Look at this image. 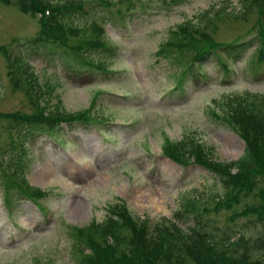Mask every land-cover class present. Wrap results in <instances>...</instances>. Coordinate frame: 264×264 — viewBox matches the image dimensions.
<instances>
[{
	"label": "rangeland",
	"instance_id": "obj_1",
	"mask_svg": "<svg viewBox=\"0 0 264 264\" xmlns=\"http://www.w3.org/2000/svg\"><path fill=\"white\" fill-rule=\"evenodd\" d=\"M108 1L104 7L103 1L76 0L85 10L72 11L64 27L67 44L51 45V51L43 44L30 49L39 33L38 14L0 3V264H78L71 238L108 220L109 207L120 201L140 219H170L186 231L195 224L192 214L185 212L180 221L175 214L193 194L204 202L198 209L203 228L230 226L232 238L243 234L252 242L262 233L255 213L262 204L260 186L253 192L223 190L208 171L184 169L167 159L163 147L165 140L191 136L214 147V160L235 161L243 154L239 136L204 114L211 101L228 94L264 95V63L259 61L264 57V13L258 14L254 3L243 7L238 0H186L180 5L176 0ZM260 10L264 12L263 4ZM200 19L211 21L204 34L212 43L256 40L244 51L243 46L229 52L232 59L224 61L229 75L208 59L197 74L191 73L195 78L183 77L179 92L175 85L181 68L174 59L180 52L158 54L160 45L186 21ZM93 20L104 29L100 41L106 51L92 49L94 62H88L84 55L94 44L89 36ZM6 54L16 63L7 61ZM183 55L187 62L189 55ZM99 61L106 71L97 67ZM58 103L65 113L87 110L96 123H59L48 133L30 130L27 119L37 105L51 115ZM19 137L25 140L24 153L12 142L18 144ZM7 163L23 164L29 185L47 196L39 200L17 189ZM222 192L226 199L217 200L216 193ZM232 199L235 203L228 207Z\"/></svg>",
	"mask_w": 264,
	"mask_h": 264
},
{
	"label": "trees",
	"instance_id": "obj_2",
	"mask_svg": "<svg viewBox=\"0 0 264 264\" xmlns=\"http://www.w3.org/2000/svg\"><path fill=\"white\" fill-rule=\"evenodd\" d=\"M238 1L243 7L246 3L248 5L254 3L253 5L258 7L262 0H256L258 3H255V0ZM0 2L17 4L25 13L41 15L40 30L38 37L33 41L34 46L38 43L56 46V43L63 41L65 20L70 17L72 11L82 7L76 6L73 0H0ZM185 2L186 0H176L175 3L180 5ZM108 3L111 4L109 1ZM46 9L50 12L49 17L44 15ZM210 22L205 19L198 20L196 24L186 21L170 33L169 40L160 45L158 54L171 52L174 55L176 51L180 52L174 59L181 68L177 77L178 91L183 87V77L198 73L208 59L215 60L216 65L226 76L229 73L228 66L216 51L218 49L221 54L224 52V58L231 59L229 53L231 45L215 44L207 38L204 33L208 34ZM252 43L254 41L232 46L230 50L244 46L241 50L244 51ZM51 50L52 48H49V51ZM184 51L189 55L187 62L183 55ZM87 57L88 62H94L92 55L88 53ZM194 63L198 65L194 66ZM97 67L102 71L107 70L104 62L99 61ZM50 91H45V94L50 95ZM208 108L204 116H207L211 123L234 130L244 141L245 149L242 156L232 162L215 161L213 160L215 149L191 136H184L174 143L165 140L163 147L165 155L182 166L194 163L206 168L225 190L237 188L253 192L260 186L257 197L262 204L255 210L263 226L260 236L252 242L243 234L232 238L230 234L233 228L230 226L210 227L208 230L203 228L202 217L198 213L201 204L198 199L191 200L192 195L187 196L181 212V217L186 212L192 214L195 220L194 226L186 232L175 224L169 225L165 222L155 223L148 229L145 224L138 223L124 205L118 203L109 207L108 220L104 223L76 231V236L71 238L76 248L75 255L79 258L78 264H262L264 257L260 253L264 252V95L249 92L228 94L225 98L211 101ZM36 110L37 112L27 119L30 130L41 129L47 132L61 122L80 120L93 122L87 110L76 114L65 113L60 110L59 103L50 112L51 115L46 114L38 105ZM16 123L18 127H23L22 121ZM22 138L19 148L21 153H24L25 136L23 140ZM10 149L14 150L12 147ZM3 163L0 161V166ZM19 164L22 170L23 164ZM15 168L18 167H12L11 163L6 164V172L12 178L15 187L27 192L31 198H41V190L31 187L24 177H19V180L15 178ZM225 199L224 197L221 201ZM232 203H235L233 199L230 202L227 200L228 207Z\"/></svg>",
	"mask_w": 264,
	"mask_h": 264
},
{
	"label": "bare ground",
	"instance_id": "obj_3",
	"mask_svg": "<svg viewBox=\"0 0 264 264\" xmlns=\"http://www.w3.org/2000/svg\"><path fill=\"white\" fill-rule=\"evenodd\" d=\"M33 183H35V181H33ZM152 204H154V205H158V202H153Z\"/></svg>",
	"mask_w": 264,
	"mask_h": 264
}]
</instances>
